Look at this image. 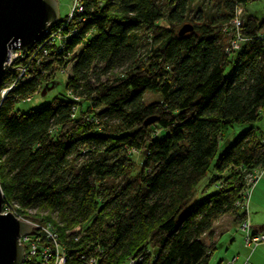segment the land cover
I'll use <instances>...</instances> for the list:
<instances>
[{
  "label": "trees",
  "instance_id": "1",
  "mask_svg": "<svg viewBox=\"0 0 264 264\" xmlns=\"http://www.w3.org/2000/svg\"><path fill=\"white\" fill-rule=\"evenodd\" d=\"M248 1L80 0L63 51L24 55L15 65L26 78L4 72L0 92L14 86L0 97L3 198L20 216L44 215L67 264H86L78 253L94 264H209L215 246L202 237L215 221L247 219L243 173L264 168L252 127L264 119V20L232 24ZM195 3L210 16L187 19ZM58 75L60 95L17 109ZM146 93L157 99L145 104ZM209 173L215 192L188 205Z\"/></svg>",
  "mask_w": 264,
  "mask_h": 264
},
{
  "label": "built area",
  "instance_id": "2",
  "mask_svg": "<svg viewBox=\"0 0 264 264\" xmlns=\"http://www.w3.org/2000/svg\"><path fill=\"white\" fill-rule=\"evenodd\" d=\"M81 12V3L80 0H73L72 6L69 10L67 18L64 20L57 21L54 25H49L46 31L44 32L43 38L40 42L36 43L29 51L23 52L19 48H14L9 50L7 61L5 62V71L17 72L19 73L18 78H26V67L25 66H16V61L23 60L24 55L30 53V59L36 57V55L41 54L46 56L49 53V50L57 52L58 50L63 51L62 43L63 41L72 34L73 30L69 28V23L75 19L76 16H79ZM234 27L237 28L239 25V20L232 22ZM69 30V31H66ZM66 32V33H65ZM242 42L240 36H236L228 47V50L236 51L239 48V44ZM14 86V85H13ZM13 86L6 88L0 92L1 100L5 97V94L10 91ZM29 97L26 99V102L29 101ZM254 179L250 183L249 187L254 184ZM249 190L244 194V202L241 205L243 210L246 211V204L248 200ZM2 214H12L16 220L24 222L29 225L31 232L19 238L18 242L23 248V259L20 264H67V254L64 251L61 241L58 239L57 232L52 229L49 223L38 222L35 220H30L24 216L18 215L13 209L12 205L8 202H3L2 205ZM236 230L243 236V245L247 248H252L258 246V244H264V234L257 235L252 237L249 232L248 221L245 218L243 222L237 225ZM79 259L86 262V264H94V259L90 258L85 260L86 257L82 254H79ZM128 264H133L132 261H129ZM225 264H233L232 261ZM242 264H248V259L245 260Z\"/></svg>",
  "mask_w": 264,
  "mask_h": 264
},
{
  "label": "water",
  "instance_id": "3",
  "mask_svg": "<svg viewBox=\"0 0 264 264\" xmlns=\"http://www.w3.org/2000/svg\"><path fill=\"white\" fill-rule=\"evenodd\" d=\"M58 21L56 4L53 0H0V89L4 78L5 62L9 50L29 51L43 38L49 25ZM188 25H183L178 36L190 32ZM57 83L44 86L39 95L45 96ZM153 119L144 122L150 125ZM4 202L0 187V264H20L23 248L18 240L28 235L29 225L20 222L10 213L2 214Z\"/></svg>",
  "mask_w": 264,
  "mask_h": 264
},
{
  "label": "rangeland",
  "instance_id": "4",
  "mask_svg": "<svg viewBox=\"0 0 264 264\" xmlns=\"http://www.w3.org/2000/svg\"><path fill=\"white\" fill-rule=\"evenodd\" d=\"M53 1L56 4L57 16L59 17V20L62 21L65 18H67L69 10L72 6L73 0H53ZM213 3L214 2H211L208 5V7L213 5ZM204 5L205 4H203V6H199V3H195L191 5V7H189L188 9L189 12L187 15V19L192 20L193 18H195L196 16L195 9L202 10L204 12L203 13L204 16L208 14L206 18L210 16L211 13H209V10L204 9ZM238 8H239L237 11L238 20L240 18L243 19L248 16L256 18L258 22H261L264 20V0H251V1H248L242 8L241 7H238ZM159 24L163 26L166 25L164 21H159ZM180 27H177L175 31H177ZM229 73H230V67L225 69L224 76H228ZM54 79L56 80L57 83H59V85L49 90V92H47L45 96L32 95L30 97V100L27 101L26 103H18L17 109H19L22 113H27L28 111H31V110H38V108L46 105L51 98H53L56 95H60V92L62 93V85H63L62 82L65 80V76L64 75L54 76ZM156 99H157V96L151 93L150 94L146 93L144 94L142 101L145 104H148L151 101H154ZM85 107H86V104L83 103L82 109ZM249 127L250 126L248 125L233 126L231 131L228 132L225 138L221 141L219 148L222 145L225 146L226 142L230 141L231 138L234 136V134H240L242 133L243 130ZM252 127H255L258 130H260L262 134L264 135V119H261L259 122L253 124ZM131 158L134 160L135 164H139L142 159L140 158V156H137L135 154L132 155ZM225 174L227 175L228 173H224V175ZM243 176H244L243 182L248 187L250 183L252 182V180L254 179V177L251 174H244V173H243ZM207 185L208 186L210 185V173L208 176L205 177V179L199 182L194 192L192 193L191 197H189L188 199V205H192L194 203L200 202L201 199H204L205 197H208L213 192H215L216 189L213 186L208 187ZM245 204L247 203L245 202ZM246 215H247V212H246ZM26 218L41 222V220L44 218V215L31 211L30 213H26ZM230 218H232V215L228 213L220 217L218 219L220 221V228L214 227L213 233L223 234V231H228V232L233 231L231 230L232 226H231ZM228 227L230 228L228 229ZM236 228H237V225H236ZM236 228L234 230V233H236L237 235L234 237L233 241L231 242L232 245L230 247L229 246L227 247L226 243H223L224 240L221 241L217 239L219 234L217 236L215 234L212 236L213 238L212 242L213 241L215 242L216 249H215V253H213V257L210 260L209 264H214L215 262L217 263L219 262V260L221 261L219 264H225L230 261H232L233 264H242L241 261L244 262L247 259V257H248L249 264H264V244H258V246L256 247L246 249L244 245L242 244L243 236L236 230ZM202 240L205 244H208L209 243L208 235L202 237ZM234 258H236V262Z\"/></svg>",
  "mask_w": 264,
  "mask_h": 264
},
{
  "label": "crops",
  "instance_id": "5",
  "mask_svg": "<svg viewBox=\"0 0 264 264\" xmlns=\"http://www.w3.org/2000/svg\"><path fill=\"white\" fill-rule=\"evenodd\" d=\"M58 19H59V17H58ZM255 131H256L255 132L256 135L260 134L261 136H264L262 134V132L259 131L258 129ZM252 176L254 177L255 182L250 188V191H249V194L247 197L248 200H247L245 210L247 212L246 217H247V221H249L250 227H252L253 230H256V228L258 226L264 225V168L256 170L252 174ZM218 221L219 220L217 219L216 222L212 225L211 232L209 235V243L213 244L214 246H216V245H215L214 241L212 242V240H213L212 236L214 234L217 236L219 233H213V228L214 227L220 228V221L219 222ZM230 222H231V226H232L231 230H233V231H229V232L223 231V234H219V236L217 238L218 240H221V241L224 240L223 243H226L227 247L228 246L230 247L232 245L231 242L233 241L234 237L237 235L236 233H234L236 222L233 221V217L230 218ZM229 228L230 227H228V229ZM222 229H224V228H222ZM214 253H215V251H214ZM234 259L236 262V258H234ZM247 259H248V257H247ZM220 262L221 261L219 260V262H217V263L219 264ZM241 262H243V261H241ZM217 263L215 262L214 264H217Z\"/></svg>",
  "mask_w": 264,
  "mask_h": 264
}]
</instances>
